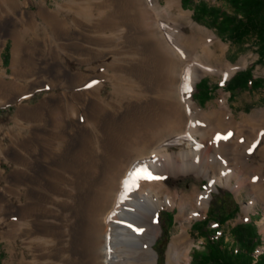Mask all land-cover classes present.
Instances as JSON below:
<instances>
[{
    "label": "bare ground",
    "instance_id": "bare-ground-1",
    "mask_svg": "<svg viewBox=\"0 0 264 264\" xmlns=\"http://www.w3.org/2000/svg\"><path fill=\"white\" fill-rule=\"evenodd\" d=\"M74 2H55L57 9L52 10L41 0L38 11L30 13L27 0H13L5 10L11 20H0V39L9 36L13 41V74L32 72L37 80L62 91L19 110L20 121L31 123L29 135L25 141L14 140L4 152L15 169L9 176L0 170V179L10 185V197L25 191L26 198L11 205L0 194V217H17L10 228L13 242L23 239L30 249L35 240L54 238L53 253L48 247L36 253L56 254L62 264H138L144 258L155 263L151 245L162 231L158 210L172 208L179 200L180 215L192 205L195 210L189 219L198 217L199 211H206L208 190L216 185L236 196L248 191L251 202L240 216L248 220L253 205L264 200V112L239 122L225 97L206 109L193 100L202 77L223 72L216 53L222 52L223 57L225 45L213 35L179 37L183 24L171 18L169 10H160L159 0H93L92 5L102 11L95 27L109 33L106 53L83 52L88 43L83 31L59 36L57 41L77 63L90 65L108 58L109 68L125 75L123 81L107 75L114 94L119 87L130 93L125 102L106 106L102 82L86 84L91 76L70 74L63 64L23 49L21 21L33 30L38 26L35 17L53 25L60 21L59 12H72ZM177 10L179 17L186 16L180 6ZM25 13L30 14L26 20ZM201 46L206 49L205 63L198 61ZM225 68L224 79H228L236 69ZM82 86L84 91H75ZM15 88L5 85L1 75L0 102L24 95ZM145 166L159 177L152 179L159 190L140 191L139 180L126 191L123 181L129 171ZM187 175L208 179V190L193 188L187 194L172 195L165 176ZM261 224L264 233V217ZM108 227L107 242L115 252L104 258ZM188 238L185 229L172 237L167 264L186 263Z\"/></svg>",
    "mask_w": 264,
    "mask_h": 264
},
{
    "label": "rangeland",
    "instance_id": "rangeland-1",
    "mask_svg": "<svg viewBox=\"0 0 264 264\" xmlns=\"http://www.w3.org/2000/svg\"><path fill=\"white\" fill-rule=\"evenodd\" d=\"M9 1L11 2L13 0H0V20H11V17L6 16L7 14L5 11L7 5L10 3ZM21 1L23 2L25 0ZM40 1L41 0H27L28 6L26 10L30 13L37 12ZM45 1L50 9L56 10V3L63 4L67 0ZM92 2L93 0H75L72 12H59L60 21L53 25H45L39 18L35 17L38 23L35 30L29 28V24H27L26 21H21L20 26L22 28L23 49L28 51L31 55H46L51 61L53 60L57 64H63L70 74L77 72V74L79 73L81 76H91L89 79L90 81L86 84L98 86V84L102 82L104 86L101 89V94L106 106H110L113 103H123L130 92L127 88L123 89L119 87L114 94L113 88L107 79L109 78L108 76L115 75L118 79L123 81L125 75L119 71H116L117 73L112 71L108 66L110 64L108 58H105L101 63L93 60L90 65L85 64V66L65 55L66 53L57 41L59 36H76L79 34L78 32L83 31L86 32L87 39L85 38V40L88 42L83 45V52H88L93 55L106 53L108 50L107 41L109 33L96 29L95 21L99 20L100 17L102 18V11H98V9L95 8L96 6L92 5ZM178 6H180L182 10V15L186 16L179 17V12L177 10ZM158 7L160 10H169L171 18L183 24V31L178 32L179 37H189L195 33L213 35L225 45L223 57H220L222 52L219 51L216 53L219 59V65H221L219 68L223 72L217 75L207 74L196 83V85L200 82H202V84L204 83L210 91L208 100L204 103H199L195 86L193 100L201 109H206L209 104L215 103L216 100L225 97L227 107L239 122H244L247 117L264 112V59H259L256 40L253 37H248L240 44L231 42L226 35H221L214 29L212 26V18L209 17L210 13H206V15L203 12L209 9L232 15L234 10L228 0H159ZM29 15L30 14L25 13L24 20H26ZM189 22L193 28H191ZM158 32L164 37V32L161 29L158 28ZM12 46L13 41L9 36L0 39V76H3L5 85L13 88L17 87L18 89L15 88L17 92L20 90V92H24V95L17 94V96L14 95L12 99L2 100L0 102V170L3 171L4 176H9L15 169V165L7 158L8 154H5L9 146L17 139L18 142L25 141L29 135L31 123L23 120L20 121L21 119L17 117L19 110L37 106L46 96H58L57 94L62 92L60 88H52L49 84L42 82V80H37L35 78L36 75H33L32 72H23L20 75L13 74L11 69ZM90 46L91 48L89 49ZM197 53L198 61L205 63L206 49L201 46L197 49ZM117 58L119 59L120 57ZM117 62L119 63L120 59L117 60ZM117 62L116 64H118ZM224 66L236 69L233 75L228 79H224V72L226 71ZM247 69L250 70L253 79L262 81L254 87L249 86L245 90H237L231 95L227 88L228 82L235 74ZM75 91H84L83 86ZM16 119H18L19 125H16ZM16 136H18V138ZM164 181L169 187V192L172 195L177 193L187 194L193 188H197L201 192L207 191L210 185L208 179L196 178L193 175L182 177L165 176ZM9 187L10 185L7 184L4 179H0V194L6 200H9L11 205L13 203L16 204L18 201L21 203L26 201L24 197L25 191L21 192L18 197H10L7 191ZM138 189L143 192L147 189H152V191L159 190L157 181H145L144 179L140 180ZM208 191L210 192V199L208 205L205 206L206 211H199L200 215L198 217L196 216L189 219L191 213L195 210V207L192 205H188L184 213L180 215L179 200L175 201L176 203L172 208L164 206L158 210L156 219L162 231L151 245V249L155 253V263H151L144 258V261L138 264H167V251L170 241L172 237L180 235L184 229L187 230L189 234L185 246V253L187 255L185 264H191L194 252L202 251L203 245L205 244L204 238L199 236L195 230L194 224L205 219H207V229L210 230V238H223V244L231 251L232 255L236 252L244 253L245 247H248V249L252 251V254L247 255L249 261H252V263H255L256 260L259 259V256L261 257V255H264V233H262L263 225L261 224L264 217V200L261 199L260 202L253 205L248 220H240L243 207L251 202V198L246 189L243 190L239 196H236L232 191L220 185H216V189H210ZM129 193H132V191L130 190ZM160 194H162L161 197H163L164 192L160 190ZM220 216H227L228 219L223 221ZM16 220L17 217H13L10 214L0 217V264H62L58 255L48 253L52 252L55 245H57V241L54 238H47L43 241L40 240V242L35 240V242L31 244L30 249L24 245L23 239H18L16 242H13L10 228ZM216 221H219L220 224L216 223ZM244 224H250L249 226L253 228L257 235L256 241L251 240L248 245L237 241L232 235L233 228ZM109 235L110 228L108 227L105 234L104 258L108 253H111V251L115 252L114 245L107 242V237ZM46 247H48L47 253H36L37 250ZM262 257L264 258V256Z\"/></svg>",
    "mask_w": 264,
    "mask_h": 264
},
{
    "label": "trees",
    "instance_id": "trees-1",
    "mask_svg": "<svg viewBox=\"0 0 264 264\" xmlns=\"http://www.w3.org/2000/svg\"><path fill=\"white\" fill-rule=\"evenodd\" d=\"M234 10L232 15L219 13L217 10H205V14L210 13L212 26L221 35H226L235 44H240L248 37L256 40L259 59H264V0H228ZM207 15V14H206ZM262 80L253 79L250 70L235 74L227 84V88L232 95L237 90H245L249 86H256ZM209 88L202 82L196 85L199 103H204L209 98ZM208 217V216H207ZM226 221L227 216H220ZM216 223L220 224L219 221ZM250 224L236 226L232 229V235L237 241L248 245L249 242L256 241L257 235ZM195 230L200 237L204 238L205 244L202 251L194 252L191 264H264L261 255L255 263L249 261L247 255L252 254L248 247L244 248V253H234L223 244V238H210V230L207 229V219L196 222ZM243 251V250H242Z\"/></svg>",
    "mask_w": 264,
    "mask_h": 264
},
{
    "label": "snow or ice",
    "instance_id": "snow-or-ice-1",
    "mask_svg": "<svg viewBox=\"0 0 264 264\" xmlns=\"http://www.w3.org/2000/svg\"><path fill=\"white\" fill-rule=\"evenodd\" d=\"M187 90L188 89L185 87V91ZM229 135H231V133H229ZM141 179L152 180V179H159V177L153 176L150 170L146 166L143 168L134 167L133 169L129 171L126 179L123 181L125 190L127 191L129 189L130 183L139 181ZM129 227H131V225H129Z\"/></svg>",
    "mask_w": 264,
    "mask_h": 264
}]
</instances>
